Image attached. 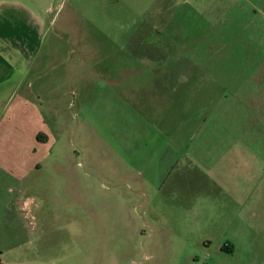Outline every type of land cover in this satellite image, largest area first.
Segmentation results:
<instances>
[{"label": "rangeland", "instance_id": "rangeland-1", "mask_svg": "<svg viewBox=\"0 0 264 264\" xmlns=\"http://www.w3.org/2000/svg\"><path fill=\"white\" fill-rule=\"evenodd\" d=\"M42 1L29 261L264 264V0Z\"/></svg>", "mask_w": 264, "mask_h": 264}, {"label": "crops", "instance_id": "crops-1", "mask_svg": "<svg viewBox=\"0 0 264 264\" xmlns=\"http://www.w3.org/2000/svg\"><path fill=\"white\" fill-rule=\"evenodd\" d=\"M42 2L0 0V264H34L29 261L28 248L22 249L27 246L24 239L30 237L24 227L38 225L34 217L38 205L26 196L25 183L30 169L31 121L45 129L35 132L37 148L56 141L55 129L43 114L53 109H45L38 96L42 92L38 69L46 43L45 16L52 11ZM29 79L36 82L29 83Z\"/></svg>", "mask_w": 264, "mask_h": 264}]
</instances>
